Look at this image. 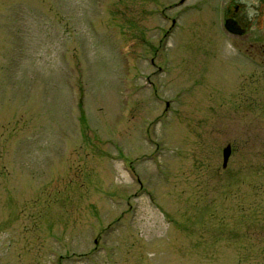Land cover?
<instances>
[{
	"label": "rangeland",
	"instance_id": "rangeland-1",
	"mask_svg": "<svg viewBox=\"0 0 264 264\" xmlns=\"http://www.w3.org/2000/svg\"><path fill=\"white\" fill-rule=\"evenodd\" d=\"M178 1L0 0V264H264V0Z\"/></svg>",
	"mask_w": 264,
	"mask_h": 264
},
{
	"label": "water",
	"instance_id": "water-1",
	"mask_svg": "<svg viewBox=\"0 0 264 264\" xmlns=\"http://www.w3.org/2000/svg\"><path fill=\"white\" fill-rule=\"evenodd\" d=\"M183 0H179L178 2H182ZM222 25L225 31L231 34L240 35L244 32V28L240 27L235 20L230 17H224L222 20ZM230 154V145L226 144L221 151L222 161L221 167H225L228 156Z\"/></svg>",
	"mask_w": 264,
	"mask_h": 264
},
{
	"label": "flooded vegetation",
	"instance_id": "flooded-vegetation-1",
	"mask_svg": "<svg viewBox=\"0 0 264 264\" xmlns=\"http://www.w3.org/2000/svg\"><path fill=\"white\" fill-rule=\"evenodd\" d=\"M240 6H238V4L237 3H230L228 6H227V8H226V12H225V14H224V17H230V18H232L233 20H235L236 21V23L240 26V27H242V28H244V32L243 33H245L246 32V30H247V26L246 25H240V23L237 21V19L235 18V16L237 15V13H238V11H239V8ZM223 17V18H224ZM243 33H241V34H243Z\"/></svg>",
	"mask_w": 264,
	"mask_h": 264
},
{
	"label": "clouds",
	"instance_id": "clouds-1",
	"mask_svg": "<svg viewBox=\"0 0 264 264\" xmlns=\"http://www.w3.org/2000/svg\"><path fill=\"white\" fill-rule=\"evenodd\" d=\"M251 15H253V12L252 11L249 12V16H251Z\"/></svg>",
	"mask_w": 264,
	"mask_h": 264
}]
</instances>
